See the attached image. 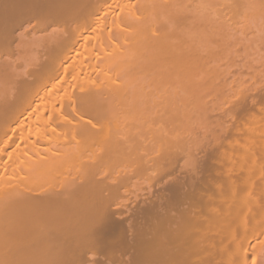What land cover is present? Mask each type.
Listing matches in <instances>:
<instances>
[{
    "label": "bare ground",
    "instance_id": "1",
    "mask_svg": "<svg viewBox=\"0 0 264 264\" xmlns=\"http://www.w3.org/2000/svg\"><path fill=\"white\" fill-rule=\"evenodd\" d=\"M261 16L264 0H0L3 42L34 45L27 32L32 43L22 35L14 44L27 20L47 30L40 35L47 38L43 55L26 48L11 63L26 64L15 89L0 68L6 85H0V95L6 89L0 96V264H264V91L252 92V100L242 92L251 78L243 79V95L236 91L242 99L229 101L236 109L229 104L222 111L220 95L215 101L211 93V104H221L218 111L206 103L215 122L227 111L234 121L221 119L227 120L220 126L231 128L204 163L192 151L208 143L207 135L200 139L197 131L202 141L193 147L185 139L196 114L206 119L199 95L229 83L224 76L228 81L221 84L222 77L219 85L225 72L214 66L230 40L227 24L247 32ZM15 29L20 33L12 38ZM188 102L195 104L186 111L195 109L192 116L184 111ZM181 135L190 146L179 145ZM94 143L100 153L87 156L92 148L83 145ZM166 165L169 180L157 195L144 194L153 178L148 171L158 174ZM127 171L125 219L116 207L122 205L116 183ZM102 174L116 178L109 181L115 185L104 188ZM118 254L128 258L118 261Z\"/></svg>",
    "mask_w": 264,
    "mask_h": 264
},
{
    "label": "rangeland",
    "instance_id": "2",
    "mask_svg": "<svg viewBox=\"0 0 264 264\" xmlns=\"http://www.w3.org/2000/svg\"><path fill=\"white\" fill-rule=\"evenodd\" d=\"M262 17H263V18H262ZM258 18H259V19H258V20L256 19L255 21L252 19V21L255 22V24L253 23L254 25L251 23V22H252L251 20H250L251 22L249 21L250 24H248V25H249L250 27H249V26H248V27L251 28V26L253 25V26H252V29H254V30L251 29L252 32H251V31H248V29H247V32H245V30H243V28H244V27L247 28V26H244V27L242 28V26L240 25V26H241V28H240V26H236V25H235L237 29H236V28L234 29L235 26H233V25L231 26V25H228V24H227V27L230 26V27H228L229 30L227 31V33L230 31V36H229V33H228V36L230 37V40H232V41L228 40L229 42H228L227 44H224L225 49L223 48V45H222L221 48L224 49L223 51H224L225 53L223 52V56L218 57V58H217V59H218L217 61L214 60V66H215L216 68H217V67L220 68L219 70H218V68H217V71H220V70H221L220 72H225V74L222 75L221 77L218 76L219 79H216V80L218 81V83L224 78V76H226V77L228 78L229 83H228V85H225V84H227V82H226L225 84H222V83H224L225 81H228V80L226 79V77H225L224 80L221 81V84H222V86H220V87H221V91H220V87H218L219 90H217V91H213V90H211V91L209 90L208 92L204 91V93L202 92V94L199 95V98L201 99V100H200V104H201V107H200L201 110H200V112H201V114H203V112L206 113V114H205V115H206V119L203 118V117H200V116L197 115V114H196V116H195V114L193 115V116H195V117L193 118L194 120L192 119V117L190 118V119L193 120L192 123H194V124L196 123V124H195V131H196V132H195L194 129H193V128H194V124L192 125L191 122L187 123V124H191V127L188 126V125H187L188 127L186 126L187 129H188L189 127H190V129H191V128L193 127V128H192L193 131L191 130L192 133H191L190 129H188V132H187V133L190 132V136H191V138H192L193 136H194L193 138H196V139H194V140H193V138H192V140H193V142H192V140H191L190 137H189V138H186V136H185V139H186V140H187V139L191 140L190 142H189V140H188V143H191L190 145H192L191 147H193V144H192V143L195 142L194 145H196V143L198 142L197 144H199V142L202 141V140H200V139H202V137H205V136L207 135V141H208V143L205 142V141H206V140H205V141H204L205 144H204V142H202V144L200 143L202 147L199 146V145H200V144H199V145L193 147V151H192L193 154H195L194 156H196V157L198 158V160L201 158V162H202V160H203V158H204V161H203L202 163L205 162V160H206L205 157L208 156V153H209V156H210V155H213V154L215 155V152H214L215 149H217V147H218V149H219V146H220V145L222 146V142H221V141H223L224 138L226 137L225 135L228 134V132H226V130L229 131V129L231 128V127H229L230 125L227 124V126L229 127V129H228V127H227V129H226V127H225V126H226V124H225L226 120L229 119L227 122L229 123V121H230V124L232 123V121H234V120H232V116L229 114L230 111H227V113L230 115L231 118H230L229 115L227 114L228 116L226 115L225 117H228V118H227L226 120H224V121L221 120V119H223V118L225 119V117H223V116H224L223 114H226V112H225V113H222V114H221V112H220V114L222 115V117H221V118H220V116L218 117V118L220 119V121H218L219 119L217 120V119L215 118V119H216V122H215V120L213 119L215 113H214V114L211 113L213 110H211L210 106H207V105H209V103L211 104V100H213V102H214V99H215V98H216L215 101H217V98L220 97L218 100H220V99L222 100V99H223L222 101L220 100V103L222 102L221 104L224 105V104H225V103H224V97H225V101H226V96H227L228 102L226 101V104H225L224 106L221 105V104H219V102L216 103L217 105H221V106H220L221 108L218 107V106L214 103V104L217 106V108H216V107L214 106V104L212 103L214 109H216V110H218V111L221 109L220 111H222V108H223V107L226 108V107L231 103V102L229 103V101H231V100L234 101L235 99H236V101H238L239 99H242V98H240L241 95H239V94H242V95H243V93H244V94L246 93V95H247V94H248L247 92H249V94H248L249 96H251L252 94L255 93L254 95H255L256 97H258L259 95L262 96V95H261L262 93H259V94H258V92H260V90H261V91H264V82H263V81H264V78H263V77H264V74H261V73H263L264 71H263V72L260 71V70H264V43H262V42H264V16H261V18H260V17H258ZM31 21H33V20H31ZM31 21L27 20V21H25V22L22 24L23 26H22L21 28L24 27V30H25V31H24L23 29H22V31L20 30V32H22V33H21V35H19V37L16 36V35H17V33L19 32L18 29H21V28L19 27L18 29H15L14 32H13L12 38H17V37H18L16 40L14 39V44H15V41H17L18 39H20V36H22L23 34H26V32H27V35H28V36L26 35V37H28V39H30L31 41H33V43H34L35 46H34L33 44H29V43H28V44H29V45H28V44L25 42V41H29V40H26L27 38H24L25 35L22 36L23 38L21 37V38H22L21 41H24V42L28 45V47L25 45L26 48H28V51H29V50H33V48H35V47H36L35 50H36V49H37V50H40L39 52L37 51V52H38V55L40 56V54H39L40 52H41L42 55H43V53H44V47H45V45H43V44L46 43V40H45V39H47V38H45V37L42 38L43 36H42L41 34H42V33H46L47 30H43V29H41V25H40V26H38V28H40V32H39L38 28H36V27H37L36 25H38L39 22H38V23L36 22L37 24L34 26L33 24H34L35 21H33V23L30 24ZM36 21H37V20H36ZM32 25H33L35 28H33ZM225 25H226V24H224V26H225ZM222 26H223V25H222ZM227 27H226V28H227ZM232 27H233V28H232ZM253 27H254V28H253ZM32 28H33V29H32ZM239 28H240V29H239ZM31 29H32V30H31ZM50 29H52V28L50 27ZM221 29H222V27H221ZM223 29H224V27H223ZM230 29H231V30H230ZM16 30H17L18 32H17ZM15 31H16V32H15ZM33 31H34V32H33ZM42 31H43V32H42ZM44 31H45V32H44ZM223 31L226 32L225 29L222 30L221 32L223 33ZM20 32H19V33H20ZM24 32H25V33H24ZM32 32H33V33H32ZM41 32H42V33H41ZM48 32H49V35H50V34L53 32V30L49 31V29H48ZM50 32H51V33H50ZM28 33H29V34H28ZM14 34H15V35H14ZM47 34H48V33H47ZM47 34L44 35V36L47 37ZM33 35H35V36H33ZM40 35H41L42 37H41ZM14 36H15V37H14ZM29 37H32V38H29ZM23 39H25V40H23ZM32 39H33V40H32ZM11 40H13V39H11ZM258 40H261L262 42H260V41H258ZM18 41H19V40H18ZM21 41H20V42H21ZM31 41H29V42L32 43ZM41 41H43V44H42ZM44 41H45V42H44ZM2 42H3V40H0V43H1V44H2ZM12 42H13V41H7V42L4 41L3 43L6 45V47L8 46V43H9V46L12 47V49L14 48V50L17 49V47H18V49H21V48H19V47H22L23 42H22V43H18L16 46L14 45L15 47H14V46H11V45L13 44ZM16 43H17V42H16ZM25 43H24V44H25ZM218 44H219V43H218ZM5 45H3V44L0 45V49H1V50H2V49L4 50V48H5L6 50L8 49L10 52H9V51H7V52H8L9 55H11V52H12L13 50L11 51V48H10V47H9V48H6ZM31 45H33V47H31ZM3 46H4V48H3ZM25 46H23V47H25ZM214 46H216V44H215ZM29 47H31L32 49H29ZM218 47H220V46H218ZM26 48H25V49L22 48L21 50H19V52H18V49H17V51H16V50L13 51L14 53H13V52H12V53H13L14 55L12 54V55H13L12 57H11V56H8V54L6 53V50H5V51L2 50V52H3L4 55H3V54H2V55L0 54V55H1L0 58L3 56V57L1 58L2 60L0 59V61H2V62H0V68H1V67H5V68H1V69H2V71H3V73H4V75H5V73L7 74V75H5V77L7 76V78H6L7 81H6V79H5L4 77H2V76L0 77V79H1L2 81H3V79H5L4 82H5L6 84H7V82H8V84L10 83V81H8V80H12V84L14 85V87L12 86L13 89H15V85H16L15 83H16V81H18V80L20 79V78H19L20 76L18 77V72H17V71H20V70H21V71H23V70L25 71V68H26L25 65H26V64H25V61L21 59V61H22L25 65L22 64V65H23V66H22V65H21L22 62L19 60V62H21V63H19V65H21L22 68L19 67V69H15V67H12V65H14V64L11 65V63L16 62L14 59H15L16 57H18V59H19V58H20V57H19L20 54H23V52L25 53V52L27 51ZM216 48H217V47H216ZM219 49H220V48H219ZM1 50H0V51H1ZM35 50H34L33 52H35ZM21 51H22V53H21ZM28 51H27L26 53H28ZM218 51H219V50H218ZM226 51H227V52H226ZM17 52L19 53V55L17 54ZM37 52H35V55H36V56H37ZM221 52H222V51H221ZM221 52H220V54H221ZM31 54H32V53H31ZM33 54H34V53H33ZM33 54L30 55V53H29L30 56L27 55V54H25L24 56L22 55L21 58H23V59H27V57L29 56V57H30L29 59H30V61H31V56H33ZM26 55H27V57H25ZM5 56H6V57H5ZM36 56H35V59H37V58L39 57V56H37V58H36ZM3 58H4L5 61L3 60ZM10 58H11V59H10ZM12 59H13L14 61H13ZM35 59H34V60H35ZM6 60H7L8 62H7ZM9 60H10V62H9ZM16 60H17V58H16ZM26 61H27V60H26ZM17 62H18V61H17ZM2 63H3V64H2ZM30 63H31V62H30ZM15 64H16V63H15ZM28 64H29V61H28ZM212 64H213V62H212ZM212 64H211V65H212ZM8 66H10V67H8ZM16 66H17V64H16ZM16 68H17V67H16ZM20 68H21V69H20ZM10 69H11V73H10ZM14 69L16 70L17 74H16V72H15ZM22 69H23V70H22ZM6 70H7V71H6ZM8 70H9V71H8ZM21 71H20V73L23 74ZM253 71H254V72L256 71L255 73H256V75H258V76H255V74L252 75L251 72H253ZM257 71H260L261 73L258 72V74H257ZM8 72H9V73H8ZM14 72H15V73H14ZM249 72L251 73L252 77H251V75L249 76V74H250ZM0 73H1V75H2V72H0ZM248 73H249V74H248ZM21 74H19V75H21ZM218 74H219V73H218ZM222 74H223V73H222ZM4 75H3V76H4ZM8 75H9L10 78H12V79H8V78H9ZM219 75H221V73H220ZM253 76H254L256 79H257L259 76H260V77L263 76V77H261V78L259 77V78L257 79V81H259V79H260V81L257 83V82H256V79H255ZM13 77H14V78H13ZM222 77H223V78H222ZM241 77H242V78H241ZM248 77H249V79L251 78V79H250V82H248V84L245 83V84L243 85L242 80L244 79L245 82H247ZM216 78H217V77H216ZM238 78H239V79L241 78V79H240V80H241V83H242L241 85H238V84L235 83V82H237V81H240V80H238ZM245 78H246V79H245ZM252 78H253V80H255V81L252 82ZM236 79H237V80H236ZM261 79H262V80H261ZM13 81H15V82H13ZM248 81H249V80H248ZM261 81L263 82V84H260ZM232 82H233V83H232ZM255 82H256L257 84H253V83H255ZM5 83H4V84H5ZM218 83H216V84H218ZM230 83H231L232 87H231V85H229ZM234 83H235L236 85L240 86V87H241L242 85L244 86V87L242 86L243 88H245V89H243V91H242L243 93H242V92L239 93V92L242 90V87L240 88V87L237 86L238 88H240V89H238V88L235 86ZM238 83H240V82H238ZM250 83H252V84H250ZM10 84H11V83H10ZM221 84L219 83V85H221ZM233 84H234V85H233ZM249 84H250V85H249ZM259 84H260L261 86H259ZM0 85H2V87H5V86H6V85L3 86V82H1ZM219 85H217V86H219ZM224 85H225L226 87H224ZM245 85H249V86L246 88ZM255 85H258V87H260V88L263 87V89H260V88H259V90H258V87H257V86H256L257 89L254 87ZM7 86H8V85H7ZM228 86H229V87H228ZM2 87H0V88L2 89ZM227 87L230 88V90H229V89L224 90V89L227 88ZM233 87L236 88V89H234ZM250 87H251V90L249 89ZM8 88H9V87H8ZM231 88H233V89H231ZM3 89H5V88H3ZM13 89H12V91H11V94L13 93ZM253 89H254V90H253ZM255 89H256V92H255ZM7 90H9V89H7ZM10 90H11V89H10ZM245 90H246V91H245ZM257 90H258V91H257ZM0 91H2V90H0ZM5 91H6V89H5ZM5 91H4V92H5ZM14 91H16V90H14ZM218 91H220V92H218ZM234 91H235V92H234ZM236 91H237L239 94H238ZM4 92H3V93H4ZM205 92L208 93V95H206ZM214 92H215V95H216L215 98L213 97V96H214V95H213ZM252 92H254V93H252ZM3 93H2L0 96H3ZM6 93H7V92H6ZM6 93H5V94H6ZM211 93H213V94H212L213 96H211ZM233 93H234V94H233ZM235 93H236V97H234ZM8 94L10 95V93H8ZM204 94L206 95V99H207V100H204V99H203V96H205ZM218 94H219L220 96L217 97ZM225 94H227V95L225 96ZM231 94H232V95H231ZM12 95H13V94H12ZM222 95H223L224 97H221ZM246 95H244V96H246ZM263 95H264V94H263ZM187 96H190V95H187ZM228 96H229V97H228ZM230 96H233L234 98L232 97V98L230 99ZM237 96H239V98H238ZM251 97H252V100H253V97H254V96H251ZM256 97H255L254 99H257ZM0 98H1V97H0ZM191 98H193V97H191ZM191 98H189L190 101H191ZM237 98H238V99H237ZM11 99H12V98H11ZM189 99H188V101H189ZM210 99H211V100H210ZM229 99H230V100H229ZM250 99H251V98L249 97V100H250ZM193 100H194V99H192V101H193ZM205 101H207V102H205ZM236 101H234L235 104H236ZM11 102H13V101H11ZM193 102H194V101H193ZM193 102H191V103L188 102V105H186L187 108L185 107L186 110H184L185 112L187 111V109H188L190 106H191V107H190V109H191L192 106L195 105V104H193ZM240 102H241V100H240L239 102H237V104H241ZM206 103H207V105H206ZM227 103H228V104H227ZM234 103L232 102V104H230V106L232 105L231 107H234V108L236 109V107L233 106ZM190 104H191V105H190ZM192 104H193V105H192ZM212 104H211V105H212ZM235 104H234V105H235ZM189 105H190V106H189ZM188 106H189V107H188ZM230 106L227 107L228 110H229V107H230ZM180 107H181V106H180ZM208 107H209V108H208ZM211 107H212V106H211ZM183 108H184V106H183ZM183 108H182V109H183ZM185 108H184V109H185ZM193 108H195V107H193ZM206 108H208V109H206ZM218 108H220V109H218ZM227 108H226V109H227ZM205 109H206V110H205ZM209 109H210V110H209ZM226 109L223 110V111H226ZM231 109H232V108H231ZM235 109H234V110H235ZM193 110L195 111V109H193ZM193 110H189V111H192L193 113H195ZM216 110H215L214 112H216ZM234 110H233V111H234ZM184 111H181V112H184ZM189 111H188V112H189ZM210 111H211V112H210ZM218 111H217V115H220ZM233 111H232V113H233ZM188 112H186V113H188ZM179 113H180V112H179ZM189 113H190V112H189ZM193 113H192V114H193ZM209 113H210L211 115H210ZM180 114H181V113H180ZM192 114L190 113V114H188V115L192 116ZM198 114H199V112H198ZM181 115H182V114H181ZM188 115H187V116H188ZM203 115H204V114H203ZM203 115H201V116H203ZM207 115H208V116H207ZM209 115H210V117H209ZM217 115H216V116H217ZM190 116H189V117H190ZM198 116H199V117H198ZM196 117L201 118L202 121H203L204 119L206 120V121H203V122H207V123H205V124H208V127H209L208 129L210 130V132H209V130H207V127H205V126H207V125L204 126V127L206 128V131H204V129H203L204 127L198 126V123H199V121H201V120H199L198 118L195 120ZM202 118H203V119H202ZM208 118H209V119H208ZM211 118H212V119H211ZM207 119H208V121H207ZM190 121H191V120H190ZM194 121H197V122H194ZM202 121H201V122H202ZM212 121H214V122L212 123ZM217 121H218L219 123H218ZM222 121H223V124H221ZM201 122H200V124H201ZM211 124H215L216 126H217V125H219V126H220V125H225V126H220V127H216V126H215V127H213ZM233 124H234V122H233ZM233 124H232V125H233ZM182 125H183V123H182ZM184 125H185V124H184ZM201 125H203V124H201ZM232 125H231V126H232ZM234 125H235V124H234ZM186 127H185V128H186ZM196 127L199 128V129H197ZM222 127H225V130H224ZM216 128H217V129H216ZM218 128H219V129H218ZM232 128H234V126H232ZM183 129H184V127H183ZM200 129H201V130H200ZM202 129H203V130H202ZM221 129L224 130V131H222ZM185 130H186V129H185ZM185 130H184V131H185ZM216 130H217V131H216ZM219 130H221L222 132L219 131ZM186 131H187V130H186ZM197 131H199L200 133L197 132ZM207 131H208V132H207ZM215 131H216V132H215ZM194 132H195V133H194ZM201 132H202V133H201ZM218 132H219V134H218ZM224 132H225V133H224ZM184 133H186V132H182V134H184ZM187 133H186V134H187ZM197 133H199V136L201 137V138L199 139L200 141H199L198 138H197V137H198V136H197V135H198ZM204 133H205V134H204ZM216 133H217V134H216ZM226 133H227V134H226ZM186 134H185V135H186ZM201 134H202V135H201ZM203 134H204L205 136H204ZM224 134H225V135H224ZM187 135H189V134H187ZM195 135H196V136H195ZM214 135H216V136H214ZM218 135L221 136V138L223 137L222 140H221L220 137H219L220 139L217 138ZM181 136L183 137L184 135H181ZM181 136H180V137H181ZM208 136H209V138H208ZM187 137H188V136H187ZM214 138H215V139H214ZM180 139H181V138H180ZM185 139H184V137H183V139H181L182 142H178L179 145H180L181 143H183V144L186 145V146H190V145L187 143V141H185V142L183 141V140H185ZM205 139H206V137H205ZM208 139H210V141H209ZM213 139H214V141H213ZM196 140H197V142H196ZM219 140H220V141H219ZM178 141H179V138H178ZM212 141H213L214 143H213ZM216 141H217V142L219 141V142L217 143V144H219V146H217V144H216V146H213V147H212V145H215ZM209 142H210V144H209ZM178 143H177V144H178ZM206 143H207V145H206ZM212 143H213V144H212ZM177 144H176V158L178 159L179 156L177 157V155H180V154H181V156H180L181 158H179V159L181 160V159L183 158L182 155L184 156V153H180V150H179L178 147H177V146H179V145H177ZM203 144H204V146H203ZM208 144H209V145H208ZM83 146H84L85 150H86V148L88 147L87 150H86V152H88V149L90 150V149L92 148V149H91L92 152H89L88 154H87V153H84L85 150H84V152H83L85 155L87 154V156L90 155V157H92V155H94L95 152H96V154H97V152L99 151V150H98L99 148H98L97 150L95 149L96 147H98L97 144H95V143H94L92 146H89V145H83ZM85 146H87V147H85ZM181 146H182V145H181ZM186 146H185V148H186ZM205 146H206V147H205ZM210 146H211V147H210ZM89 147H90V148H89ZM198 147H199V148H198ZM200 147H201V148H200ZM209 147H210V148H209ZM179 148L181 149L180 146H179ZM202 148H203V149H202ZM214 148H215V149H214ZM183 149H184V148H183ZM198 149H200V151H199ZM206 149H207V150H206ZM208 149H211L210 151H211L212 153H213V152H214V153H213V154H210L211 152H210ZM218 149H217V150H218ZM177 150H179V152H177ZM194 150H195V151H194ZM202 150H203V151H202ZM217 150H216V151H217ZM197 151H198V152H197ZM201 151H202V152H201ZM204 151H205V154H204ZM206 151H207V152H206ZM208 151H209V152H208ZM181 152H183L182 149H181ZM99 153H100V151H99ZM201 153H202V154H201ZM217 153H218V152H217ZM196 154H198V155H196ZM97 155H98V154H97ZM203 155H204V156L206 155V156L204 157ZM216 155H217V154H216ZM177 159H176V160H177ZM179 159H178V160H179ZM181 161H182V160H181ZM178 162H179V161H178ZM199 162H200V160L198 161V163H199ZM162 163H165V162H162ZM176 163H177V161H176ZM180 163H181V162H179L178 164H180ZM156 164H157V163H156ZM156 164H155V165H156ZM160 164H161V163H160ZM160 164H159V165H160ZM178 164H177V165H178ZM196 164H197V162H196ZM200 164H201V163H200ZM159 165H158V166H159ZM177 165H176V166H177ZM201 165H202V164H201ZM201 165L197 164V168H198V166H199V168H200ZM156 166H157V165H156ZM158 166H157V167H158ZM182 166H184L183 163L179 165V170L177 169L178 166L176 167V173H177L176 176H177L178 174H180V170L182 169ZM150 167L152 168V166H150ZM153 167H154V166H153ZM159 167H160V166H159ZM161 167H162V166H161ZM166 167H167V165L164 166V167H163V171L159 172L158 174H156V173H157V171H160V170H155V171H156V173H155L154 171L152 172V170H154V169H151V168H150L151 171L149 170L150 172L148 171V173H151V174H149V175L152 176L153 178L146 177V179H147V178H150V179H151V180L149 179V180L151 181V183H149V180H148V179H147L148 181H147L146 179L143 181V182H146V181L148 182V183H146V184L144 185V188H145V189H148V190H145V191H144V194L147 193V194H148V195L146 194L147 196H150V195H151V196H155L156 192L158 193V190L161 188V186H162L165 182H167L166 179L169 178V177H166V176H169V175H166L167 173H166V174H163V173H165L164 171H165V168H166ZM180 168H181V169H180ZM199 168H198V170H199ZM159 169H160V168H159ZM182 171H183V169H182ZM127 172H128V171H127ZM162 172H163V173H162ZM154 173H155L157 176H156V175L154 176ZM182 173H184V171H183ZM152 174H153V175H152ZM161 174H163V176H162ZM123 175H124V174H123ZM125 175H126V177H125ZM125 175L123 176V178H122V175H120L121 178H122V180L124 179L122 182H124L123 185H124L125 188L123 187V185H122V183H121V181H120L121 178L118 179V180H117L116 178L113 179V180H111L112 178L109 179L110 176H108V177H107L108 181H107L106 179H104V178H105V175H104V177H102V176H103V174H102L101 177H102L104 180H106V181L108 182V184H106V181H105V184H104L105 187H104V188H106L107 185H108V186H109V185L114 186L115 184H114V185H113V184H109L111 181H112L113 183L116 182V180L119 181L118 183H120V184L116 183V187L118 186L117 188H118V190H119V193H120L119 195H120V198H121V200L119 199L118 201L120 202V204H122V205H120V207H121V206H122V207L120 208L119 205L116 206V207L118 208V210H122V211H124L125 215H124L123 212H122V213H123L124 218L126 219V217H127V211H126V210L129 211V209L127 208V206L129 205V200H128V199H129V196L131 197V195H129L130 191H129V193H128V192H127V191H128L127 189H129V187H130V188H132V187H131V186L128 187L129 184H128V182H126V181H128V178H129V176H130L129 172H128V174L125 173ZM164 175H165V176H164ZM117 176H118V175H117ZM181 176H185V173H184V174H181V175H179V176H177V177L182 178ZM101 177H100V178H101ZM155 177H156V178H155ZM159 177H162V178L159 179ZM157 178H158V179H157ZM165 178H166V179H165ZM125 179H126V180H125ZM152 179H153V181H152ZM158 180H160V181H158ZM163 180H164V181H163ZM167 180H169V179H167ZM109 181H110V182H109ZM112 182H111V183H112ZM154 182H155L156 184H155ZM160 182H161V183H160ZM125 183H127L128 185L126 186ZM153 183H154V184H153ZM143 184H144V183H143ZM161 184H162V185H161ZM151 185H153V187H151ZM158 185H159V187H158ZM120 186H122V187H120ZM147 186H148V188H146ZM149 186H150V187H149ZM156 186H157L158 188H157ZM149 188H151V189H149ZM122 189H123L124 191H126V190H127V191L124 192ZM125 189H126V190H125ZM120 190H121V191H120ZM152 191H154V193H152ZM103 192H104V191H103ZM150 192H151L153 195H152ZM104 193H105L106 195H108V191H105ZM126 194H128V197H127L128 199L126 198V196H127ZM106 195H104V196H106ZM156 195H157V194H156ZM122 196H125L124 199H126V200H124ZM126 201H127V202H126ZM123 204H128V205H123ZM124 206H125V207H124ZM130 206H131V202H130ZM117 208H116V209H117ZM122 208H123V209H122ZM129 208H130V207H129ZM123 216H121V219H123ZM121 255H122V254H118V255H117V260H118V261H121L123 258H124L123 260H125V258H128L127 255H126V256L122 255L123 257H122ZM120 256H121V257H120ZM118 258H119V259H118ZM117 263L119 264V262H117ZM117 263H116V264H117Z\"/></svg>",
    "mask_w": 264,
    "mask_h": 264
}]
</instances>
